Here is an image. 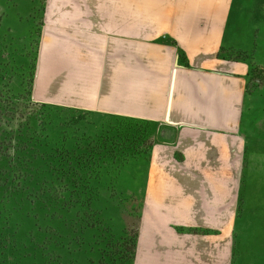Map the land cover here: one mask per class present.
<instances>
[{
	"label": "crops",
	"instance_id": "1",
	"mask_svg": "<svg viewBox=\"0 0 264 264\" xmlns=\"http://www.w3.org/2000/svg\"><path fill=\"white\" fill-rule=\"evenodd\" d=\"M134 1L51 0L44 100L155 126L134 264H264V112L221 55L234 0Z\"/></svg>",
	"mask_w": 264,
	"mask_h": 264
},
{
	"label": "rangeland",
	"instance_id": "2",
	"mask_svg": "<svg viewBox=\"0 0 264 264\" xmlns=\"http://www.w3.org/2000/svg\"><path fill=\"white\" fill-rule=\"evenodd\" d=\"M50 2L0 0V105L18 122L8 129L13 139L1 141V167L16 157L15 171L28 172L0 181V196L12 199L1 202L0 216L20 227L16 241H1L0 264H130L155 126L44 100L40 56ZM221 55L249 64L247 93L259 96L264 112V0H234ZM57 149L91 162V195L82 189L75 202L65 198L49 166Z\"/></svg>",
	"mask_w": 264,
	"mask_h": 264
},
{
	"label": "trees",
	"instance_id": "3",
	"mask_svg": "<svg viewBox=\"0 0 264 264\" xmlns=\"http://www.w3.org/2000/svg\"><path fill=\"white\" fill-rule=\"evenodd\" d=\"M35 105L37 106L39 104L36 103ZM43 106H45V104H43ZM13 114H14L13 111L9 110L8 108L4 107L3 105H0V144H2L1 141L5 142L8 137L10 138V140L13 139V135L11 134V132H9V130L13 131L14 127L12 128V124L18 123L16 121L17 120L16 114H14V115ZM24 123L25 122H22V124H24ZM5 152L6 151L3 150V146H1L0 147V181L3 180L6 182L8 180L11 182L12 180H9L10 177L15 178V176L18 174L19 175L21 174L22 177L24 179H26L28 172H25V171L20 170V169H19L20 171L17 170L18 172L15 171V167L20 165L19 161L15 160L16 157L10 158L8 161V165H7L8 169L3 170L1 165H2V162L4 160L3 155ZM63 153L64 152H59V149H57V154L49 155V157H48V158H50L49 166H50V170L52 169L51 175L53 177H59L58 179L60 180L61 183H63V185L60 189H61V191L66 193V195H64L65 198L73 200V197H74L73 202H75L77 199L78 193H80V190H82V189L83 190H90L91 189L86 185L88 183V181H86V180L94 178L95 177L94 174L96 173V170L91 168V166H93V165H91V162H89V161L81 160V162H82L81 163L80 160L79 161L68 160L71 158L73 159L75 152L70 154V155L67 151L65 154H63ZM92 155L93 154H91V156ZM55 158H59L60 161L57 163V159L55 160ZM9 163H12V164H9ZM24 181H26V180H24ZM85 182H87V183H85ZM91 191L92 190L89 191L90 195L92 194ZM8 198H7V200H4V198H2L0 196V204L2 201H4L5 203H8L12 200V199L10 200ZM25 200H26V203H28V205H29V203L30 204L35 203V201L37 200V197L35 198V200H30V199H25ZM66 204H69V202H66ZM32 210H34L33 207H32ZM27 217L37 219V214L32 215L28 212ZM11 224L12 223L10 220H8L5 217L0 216V244H1V241L8 242L10 239H11V241L17 240V236H19V228L20 227L17 225H14V228H13V227H11ZM44 232L47 233L48 231L44 230ZM28 239L30 241H32L34 239V234L29 235ZM137 242H138V227L136 230L135 242H134L132 253H131L130 264H134V261H135Z\"/></svg>",
	"mask_w": 264,
	"mask_h": 264
}]
</instances>
